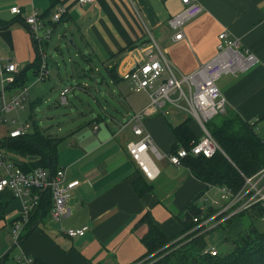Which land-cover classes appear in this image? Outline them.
<instances>
[{
	"label": "crops",
	"instance_id": "1",
	"mask_svg": "<svg viewBox=\"0 0 264 264\" xmlns=\"http://www.w3.org/2000/svg\"><path fill=\"white\" fill-rule=\"evenodd\" d=\"M197 2L203 8L201 13L183 26V38L174 41L172 32L163 34V30L167 19L181 9L180 0H94L84 4L79 0H0V65L13 62L17 73L25 74L26 79L30 78L29 73L35 77L39 50L35 49L33 39L42 37L49 76L47 57L52 56L53 50L60 51L56 41L69 38L79 52L75 51L74 56L84 54L91 60L98 59L104 69L100 79L94 73L89 77L93 75L96 83L100 80L99 83L113 85L124 101L130 96L131 111L123 115L128 118L142 110L149 98L147 92L139 90L123 74L136 59L142 62L145 49L151 44L150 37L179 76L210 61L217 53L218 34L226 31L237 39L243 53L248 51L256 57V62L244 71L221 73L216 86L227 101V110L236 112L245 121L255 120L253 127L257 134L264 135V0ZM13 6L20 9L19 15L10 12ZM61 8L59 18L52 20ZM32 11L37 13L41 24L34 34L25 23V17ZM45 31H50L46 37ZM73 63L71 67L77 69ZM165 77L166 73L162 79ZM102 111L105 114L99 112L90 126L73 127L61 138L55 136L56 168L64 170L66 180H78L63 220L59 223L49 220L48 205L44 202L37 223L30 231L23 230L18 245H10V226L21 213V203L10 192H0L2 262L8 258L16 262L24 254L42 264H139L145 260H138L145 253L140 239L147 232V225L138 224L144 214L148 213L175 242L186 235H180L181 220L190 203L203 210L212 208L211 202L215 200L209 194L217 192L215 186L195 178L183 165L158 160L159 176L151 182L142 180L125 147L127 141L136 137L129 128L118 132L122 121H112L113 115L103 108ZM188 117L185 111L167 104L145 116L143 123L157 150L168 153L176 147L171 127ZM83 226L88 227L85 234L72 239L58 231ZM14 248L17 255L9 257Z\"/></svg>",
	"mask_w": 264,
	"mask_h": 264
},
{
	"label": "built area",
	"instance_id": "2",
	"mask_svg": "<svg viewBox=\"0 0 264 264\" xmlns=\"http://www.w3.org/2000/svg\"><path fill=\"white\" fill-rule=\"evenodd\" d=\"M93 1L79 0L81 4ZM180 3L181 9L166 21V27L172 32L174 41L183 38V26L199 15L203 9L197 0H180ZM62 11V8L57 10L52 16V20H57ZM10 12L16 15L21 13L17 6L11 7ZM25 23L29 25L33 34L41 27L35 11L25 17ZM45 33L46 37L50 31H45ZM217 38V53L210 61L200 64L189 74L176 76L175 70L165 59L164 53L150 37V47L145 49L143 59L140 56L142 62L136 59L123 74L125 78L135 82L139 90L147 92L149 98L148 104L142 110L131 113L119 125L118 130L121 132L129 128L136 137L135 140L127 141L125 147L138 172L148 182L154 181L160 174L156 163L158 160L165 159L174 166H182V160L188 155L210 157L215 152L221 151L205 127L208 121L225 113L227 109V101L218 90L216 79L223 72L246 70L256 62V57L248 51L243 53L237 39L230 37L226 31L220 32ZM33 40H36L38 44L40 55L35 78L41 81L48 75L44 61L45 54L41 45L42 37ZM164 73L167 74V77L162 79ZM16 74L17 69L13 62L0 65V124L5 122L2 113L21 109L26 99V86L20 88L8 99L5 97V88L14 82ZM5 84L6 86H4ZM70 89L65 86L59 93L63 104L67 103L66 95ZM180 102H184L185 106L180 105ZM167 104L185 111L197 123L201 134L196 140L190 141L188 147L179 146L174 151L162 153L153 144L150 134L144 127L143 120L145 116L160 111ZM12 123L16 124L14 119ZM254 123L255 120L250 122L251 125ZM28 128L27 122L20 123L8 130L6 136L11 138L22 136L28 131ZM0 170V192H10L21 203V213L10 226V236L14 246L19 244L21 234L28 226L33 212L39 206L43 193L50 195L49 220L59 223L67 215L68 200L71 191L78 185V180H66L62 168L50 172L46 168L36 167L29 172H24L18 166L16 159L0 149ZM215 189L219 193V201L211 202L212 208H215L214 213L203 218V213L207 209H200L202 214L199 218L201 219L199 220L198 217L192 219L197 224L195 228L203 227L204 231L209 230L257 203L264 208V168L251 177H245L243 186L237 192H232L226 186H215ZM87 229V226H83L75 229L60 228L58 231L72 239L83 236ZM203 252L213 255L215 248L207 247ZM16 263L35 264L34 260L24 254H20L16 258Z\"/></svg>",
	"mask_w": 264,
	"mask_h": 264
},
{
	"label": "trees",
	"instance_id": "3",
	"mask_svg": "<svg viewBox=\"0 0 264 264\" xmlns=\"http://www.w3.org/2000/svg\"><path fill=\"white\" fill-rule=\"evenodd\" d=\"M33 42L37 50L36 40H33ZM41 45L43 50L45 42H41ZM37 57L39 61L37 65L35 64V68L38 69L40 55ZM37 69L33 72L34 74H36ZM110 73L111 77L114 78L113 70ZM25 80V74L17 73L14 82L6 86L5 89L15 86L20 89L25 86ZM216 118H219L217 125L212 121ZM191 120L192 118L188 117L178 125L171 127L173 136L176 139V147L174 146L172 151L179 146L188 147L190 141L199 138L190 128L189 122ZM210 122L213 124H208L209 127L206 128L221 148V151L215 152L210 157L188 155L182 160V165L195 178L207 185L226 186L232 192H237L243 186L245 177L253 176L264 167V139L257 134L250 122L245 121L231 110L226 109L225 113L217 115ZM57 142L55 136L43 131L37 126L36 121H32L30 130L22 136L13 138L4 136L1 138L0 149L16 159H21L20 162L17 160L16 162L24 172H29L36 167L46 168L50 172H54L57 169ZM140 177L143 180L141 175ZM44 202L48 205V213L51 203L49 193L41 195L39 206L33 212L26 227L27 230L30 231L37 223L36 219ZM214 211L215 208L208 207L202 217L210 216ZM201 214L200 208L194 203L187 206L181 220L183 228L180 234L186 233V235L175 242H172L174 237H167L159 229L148 213L144 214L139 219L138 224L147 225V232L140 239L145 247V253L138 260L145 259L146 262L153 260L151 264H172L173 260L178 264H264V230H258L252 223V220L256 217L264 219V208L259 203L206 231L203 227L195 228L197 224L192 220L194 217L199 218ZM242 217H245L247 221L245 228L239 231L237 229L238 232L235 236L225 238L228 243L226 248L221 250L216 244L213 255L203 252L207 248L203 239L204 235ZM194 245L197 246L195 252L190 253L188 250L185 252V249L192 251ZM34 262L35 264H42L36 260ZM0 264H3L2 260H0Z\"/></svg>",
	"mask_w": 264,
	"mask_h": 264
},
{
	"label": "rangeland",
	"instance_id": "4",
	"mask_svg": "<svg viewBox=\"0 0 264 264\" xmlns=\"http://www.w3.org/2000/svg\"><path fill=\"white\" fill-rule=\"evenodd\" d=\"M165 27L163 34L169 32L168 28ZM60 33H62V31ZM152 33L156 36L155 31ZM55 34L56 33L50 38L52 43L55 42ZM67 36L68 35L66 34L65 37L68 38ZM50 39H48V41H50ZM65 40L66 41H62L61 39L60 41H56L57 44L61 46L60 51L53 50L54 52H52V56L47 57L49 66V76H47V78L37 81L35 80V77L29 73L30 78L28 77L24 81V85L27 87V95L22 104L23 107L21 109L2 113L5 122L0 124V137L6 135V132L11 130L14 126H18L20 123L24 122L29 124V131L31 128V122L36 121L37 126L43 131L61 138L62 135H66V133L73 127L79 128L90 126L94 123V118H98L97 114L99 112L103 115L105 114L102 111V108L106 110L108 114L113 115L114 120L112 121L123 122L126 119V116L123 115L131 111V103L129 102L130 96L127 97L128 101L124 97V101V99L117 94L115 89H113V85L105 82L99 83L100 80L96 83L93 79V75L89 77L88 75L90 73H94L95 76L100 79V75L104 73V69L98 62V59L91 60L84 54H80L79 57L74 56L73 53L76 49L72 43L69 42V38ZM76 53L79 54L78 51H76ZM69 59L71 60L69 61ZM72 61L76 62L73 63ZM55 62L57 63L55 64ZM72 63L78 68L73 69L71 67ZM82 67L85 69H81ZM89 67L93 69V72H91L92 70H90ZM4 86H6V84ZM65 86H68L71 89L66 95L67 103L63 104L60 100L59 93ZM18 91L19 88L17 86L5 91L6 99L9 97V92L15 94ZM37 97H40V100L37 99ZM141 101H143V99H141ZM180 105L185 106L184 102H180ZM105 118L108 120V117ZM13 119L16 122L15 125L12 123ZM212 121L217 125L219 118ZM107 122L115 125L110 119ZM97 123L99 124L101 122L98 120ZM189 123L190 128L195 135L201 132V129L193 119ZM205 127H209V125L206 124ZM259 136L264 139V135L261 134ZM209 196L215 201L219 200V194L217 192H210ZM246 223L247 221L245 217L235 219L218 230L208 232L203 237L204 242L207 247H213L217 244L222 250L228 246L225 238L235 236L239 230L245 228ZM252 223L258 230H264V219L261 217H256L252 220ZM11 244L12 241L10 242V245ZM196 248L197 246L194 245L192 251L185 249V252L188 250V252L193 253ZM16 255L17 249L14 248L9 257L15 258ZM152 262L153 260L147 262L143 260L139 264H151ZM3 264H16V262L14 259L8 258ZM172 264L178 263L173 260Z\"/></svg>",
	"mask_w": 264,
	"mask_h": 264
}]
</instances>
